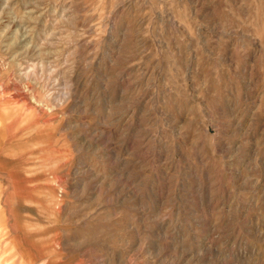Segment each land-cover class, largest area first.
I'll use <instances>...</instances> for the list:
<instances>
[{"label":"rangeland","instance_id":"1","mask_svg":"<svg viewBox=\"0 0 264 264\" xmlns=\"http://www.w3.org/2000/svg\"><path fill=\"white\" fill-rule=\"evenodd\" d=\"M0 264H264V0H0Z\"/></svg>","mask_w":264,"mask_h":264}]
</instances>
